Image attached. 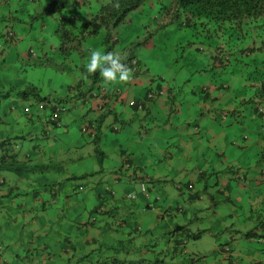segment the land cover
Returning a JSON list of instances; mask_svg holds the SVG:
<instances>
[{
  "label": "crops",
  "instance_id": "0c3cea01",
  "mask_svg": "<svg viewBox=\"0 0 264 264\" xmlns=\"http://www.w3.org/2000/svg\"><path fill=\"white\" fill-rule=\"evenodd\" d=\"M36 23L35 29L50 31L45 21ZM25 39V43L7 49L3 64L15 66L19 60L22 63L16 65L20 67L29 61L25 52L34 37L26 35ZM172 44L162 36L136 49L146 73L156 79L148 82L146 73H131L127 99L114 101L111 95L121 82H103L99 92L96 87L91 90L86 80L81 81L76 96L91 95V106L72 108L58 126L50 125L43 112L36 116L35 107L22 105L18 98L0 102V140L20 139L14 145L19 160L30 166L51 163L57 139L62 137L73 143L71 148H79L100 162L95 172L88 173L86 166L70 167L62 175L43 171L31 182L24 181L28 178L14 181L11 172L0 171V264H264V117L252 115L253 103L241 104L235 114L227 116L218 132L226 140L236 138L242 143L237 147L225 143L224 151L229 152L216 165L214 156L219 154L211 150L207 134L221 139L213 128L218 124L211 119L237 104L231 92L238 85L230 78L228 90L212 87L211 100H207L188 79L210 81L215 76L210 70L195 74L196 66H172L168 50ZM88 48H92L91 43ZM86 58H77V63H85ZM162 61L164 67L158 68ZM79 73L75 67L66 75H50L51 79L73 76L75 86ZM180 85L186 87L183 92ZM160 89L171 95L166 100L160 95L144 101L142 111L128 105L129 99L142 101L149 90ZM60 93L61 99L67 96ZM93 94L102 95L100 109H95ZM178 104L184 107L180 112L176 111ZM12 105L15 109L9 112ZM160 110L168 120L161 121ZM184 110L187 113L182 118ZM166 113L177 116L169 120L172 115ZM84 119L95 120L96 135L75 140L77 131L73 128L77 126L80 132ZM158 134L161 148L154 156ZM243 134L249 135L248 142L241 140ZM101 141L103 152L99 150ZM218 145L221 147V142ZM128 162L132 170L120 178L122 166ZM102 171L103 177L97 181L90 178L86 179L88 184L69 183L76 173L85 176ZM238 174L243 175L242 181ZM36 180L44 184L34 183ZM141 181L146 183L148 197L140 189ZM187 183H193V193L179 188ZM129 193L136 197L128 199ZM197 222L204 224L193 229ZM199 242L206 245L199 246Z\"/></svg>",
  "mask_w": 264,
  "mask_h": 264
},
{
  "label": "trees",
  "instance_id": "16d2710c",
  "mask_svg": "<svg viewBox=\"0 0 264 264\" xmlns=\"http://www.w3.org/2000/svg\"><path fill=\"white\" fill-rule=\"evenodd\" d=\"M105 1L106 5L96 8L94 3L102 5L103 0H82V3L74 0H0V61L4 62L2 58L9 47L16 48L18 44L27 41L25 39L23 42V36L25 38L27 35L28 39L34 37L31 39L33 43L28 44L25 52L29 60L27 66L24 64L19 67L21 74L25 72L28 79L18 88H8L4 94L1 92L0 98H18L22 100V105L35 107L36 116L41 112L51 115L57 106L64 109L62 114L65 115L72 108L90 105L92 96L80 97L71 94L69 99L68 96L61 99L55 91L41 94V89L34 82L39 74H66L77 67L81 75L75 88L84 80L89 82L90 89L94 88L101 81V76L98 72L87 73L84 62L77 63V58H86L90 50L89 43L92 48L94 43V47L102 51L110 50L119 54L122 60L134 69L135 75L145 74L147 70L136 55V49L141 45L153 44L157 38L165 36L173 42L168 46L172 66L177 63L179 68L196 66L195 74L210 70L215 76L210 81L194 79L192 76L188 79L196 85L198 94L208 97L207 100H211L212 87H215V90H228L231 86L227 83L228 79H235L234 83L238 87L231 92V99L237 104L222 110L219 116L226 119L227 116L235 114L239 110L238 107L244 103L257 106L261 102L264 103V0H164L158 2L160 8L153 0ZM116 3L119 7L115 6ZM144 4H147V7ZM53 16L56 18L52 19L50 31L55 20L57 27L52 33L34 28L36 22H46ZM136 20L139 21V37H134L128 43L122 42L125 38L117 36V32L126 27H134ZM172 22H175L178 28H175ZM184 28L194 29L193 36L188 37ZM20 34L23 36L18 37ZM196 37H201V40H193ZM118 46L119 53L115 51ZM15 67L11 66L14 73L18 68ZM146 77L148 82L156 79L148 72ZM247 80L257 82L259 86L253 89L248 86ZM114 89L116 90L111 94L114 101L127 99L123 89ZM98 91L102 92L100 88ZM165 91L166 89L149 90L144 96L151 93L156 97L163 95ZM250 91L253 92L251 96ZM93 96L98 104L102 105L101 96ZM213 103L214 101H211V104ZM257 106H252V115L264 117V113L260 112ZM14 109L12 105L8 111L12 112ZM89 123L94 121L89 120ZM95 135L96 129L92 132V136ZM18 140H0V171L11 172L23 179L28 177V173H43L41 169L44 165L30 166L29 162L18 159L14 147L21 142ZM238 177L240 180L244 179L241 174H238Z\"/></svg>",
  "mask_w": 264,
  "mask_h": 264
},
{
  "label": "rangeland",
  "instance_id": "374dc122",
  "mask_svg": "<svg viewBox=\"0 0 264 264\" xmlns=\"http://www.w3.org/2000/svg\"><path fill=\"white\" fill-rule=\"evenodd\" d=\"M80 1H82V0H80ZM153 1H154V4L157 5L158 2H163L164 0H153ZM166 1H169V0H166ZM106 4H107V2L105 0H103L102 5H100V3L95 2L94 6H96V8H97V7L106 5ZM144 6L147 7V4H144ZM157 7L160 8L161 6L157 5ZM85 13H86V11H84V14ZM55 18L56 17L53 16V17H49L48 19L50 21H53L52 19H55ZM54 23H55L54 27L51 29V31L49 33H52L56 29L57 21L55 20ZM171 24L175 28H178V26L176 25L175 22H172ZM134 25H135L134 27L133 26L129 27V28L126 27L122 31H118L117 32V36L120 35L121 38H125L126 40H128V42H130L136 36V33L140 30L139 21L138 20H136L134 22ZM127 29H129V30H127ZM183 30L186 31L188 37H192L193 36L194 29L192 30V29H189V28H184ZM19 36H23V35L20 34V35H18V37ZM23 40H24V36H23ZM193 40L199 41V40H201V37H196V39H193ZM44 41H46V39ZM116 50H117V48L115 47V51ZM21 63H22V61L16 60V64H21ZM16 64H15V66L18 67V68L16 70V73H14V68H11V66L15 67V66H13V64H11L9 62H6V64H3V61H0V96H2L1 92H3V94H4L5 92H7L9 90L8 88H18V84L19 83H21L22 81H26L27 74L25 72H23L21 74V72L19 71V66L16 65ZM164 64H165V61L160 62L158 68H163ZM25 66H27V65L25 64ZM50 74H53V73H50V72L44 73L43 76L41 74H39L36 77V79L34 80V82L41 89V94H44L45 92L48 93V91H55L56 93H58L60 95H61V93H60V91H61L63 94H66V90L62 91L61 89L70 88V86L73 85V80H72L73 76H62L59 79H53V78L51 79V75ZM172 81H173V79L171 78L169 80V82H172ZM103 84H104L103 83V78L101 77V81L97 84V86L99 85V86H101V88H103ZM179 88H180L179 89L180 92H183L186 89V87H183L181 85H180ZM123 89L124 90H128V87L125 86ZM166 92L167 91H165V93ZM165 93L163 94L164 96L162 97L164 100H166L168 95H171V94H167V93L165 94ZM171 93H174V90ZM181 96H184V95H181ZM10 99L11 98H9V100ZM0 100L3 101V100H5V98L4 99L0 98ZM131 100L132 99H129L128 102L131 101ZM261 104L264 105L263 102H261ZM183 108L184 107H182L180 104H178V108L176 109V111L179 110V112H180ZM187 110H188L189 113L191 112V109H187ZM155 112H157V111H155ZM184 112L187 113L186 110L183 111V114L180 113L182 118L184 117ZM2 113L3 112H0V114H2ZM166 114H171L172 115L171 118H169V120H174V118L177 116L175 113H166ZM219 114H221V113H219ZM219 114H218V117L220 119L216 115V118L213 117L211 120L213 121V123L217 122V124H218V125L214 126L213 128L216 130L215 134H219L220 135L221 141H219L218 139H213L212 137L209 136V134H207L208 143H210L211 146H213V147H211V150H213L214 154L215 153L219 154V157L214 156L215 160H216V165L220 164V157L221 156L225 157V155L229 152L228 150L224 151V149L226 148L227 144H231L233 147H237L239 144L242 143V141H240L239 139H236V138H234L232 140H226V138H223L222 134L220 132H218V131H220L222 129V125H224V121L223 120L225 119V118L222 119V116H219ZM164 115H165V112L163 110H160L159 111V116L161 117V121H165L166 119L168 120L167 116L164 119ZM172 117H174V118H172ZM106 118L108 120L110 119V117H106ZM220 124H221V127L219 126ZM118 127L120 128L119 125H118ZM74 128H73V130L77 131L75 140L80 139V137H82L83 140H87L88 139L87 135L83 134L84 135L83 136V135L80 134L78 129H76L77 126H74ZM203 133L205 134V132H203ZM101 135L103 136V126L101 127ZM159 136H160L159 134L156 135V138L154 139V141H155V150L153 149V155L154 156L156 155L157 151L161 148V144H160L161 138ZM64 138L67 139L66 136ZM83 140H81V143H82ZM241 140H243L244 142L245 141L248 142L249 141V135L248 134H243V137H242ZM79 142H80V140H79ZM218 142H221V147H219ZM225 143H226V145H225ZM56 144H57V149L55 150L54 153H52L53 156L51 157L52 159L50 160L51 163L48 162L47 164H44V166L41 169L42 171L49 172L50 174H58V173H60V175H62L63 173L68 171V169L70 167H74L75 168V167H78V166H86L88 173L95 172V170L100 168V162H97V158H94L93 156H88V155L82 154L81 149H79V148H77V149L76 148L75 149L71 148V146H72L71 144H73V143L70 142L69 139H67V141H66L65 139H63L61 137V138L57 139V143ZM170 144H171V142H170ZM252 146H253V144H252ZM99 150H101L103 152V141H101V145L99 144ZM237 152L240 153L239 150L235 151V153H237ZM95 154H97V153L95 152ZM223 161H224V159L222 160V162ZM209 164H211V163H209ZM100 175L103 177V171L102 172H98V173H94V174H91V175H85V176H80L78 173H76L74 178L69 180V183H70V185H72L73 183L74 184H81V185L82 184H88L89 182L87 183L86 179L92 178L93 181H97L101 177ZM27 176H28V174H27ZM33 176H36L35 172L30 173L29 176L27 177L28 179H25L24 181L28 180V181L31 182V180H33L32 179ZM11 177H12V179L14 181H17V180L20 179L15 174L12 175ZM48 177H51V176H49V174H48ZM64 182H66V181H63V183ZM34 183H36L38 185L44 184V183H38L37 180L34 181ZM80 193L78 192L77 195L80 196L81 195ZM203 224H204L203 222H197L193 226V229L201 228V226ZM235 240H237V239H235ZM198 245L199 246H205L206 243L199 242Z\"/></svg>",
  "mask_w": 264,
  "mask_h": 264
},
{
  "label": "clouds",
  "instance_id": "9594fccd",
  "mask_svg": "<svg viewBox=\"0 0 264 264\" xmlns=\"http://www.w3.org/2000/svg\"><path fill=\"white\" fill-rule=\"evenodd\" d=\"M74 1H76L78 3H82V1H80V0H74ZM83 1H85V0H83ZM115 6L119 7V4L116 3ZM46 23H47V27L49 28L52 21L46 20ZM128 23L126 24V26L128 25ZM126 26H122V27H126ZM84 67H85L87 73H97L98 72V74L103 78V82L106 84H114V83L121 82L118 85V87L120 89H123L125 86L128 87L127 80H129L131 78V73L135 74L134 69L133 68L131 69L128 66V64L122 60V58L119 54L114 53L113 51H110V50L109 51H102L100 48H97V47L90 48V50L88 52V56H87L86 61H85ZM60 74H64V72H62ZM125 81H126V83H125ZM247 84L249 87H251L253 89H255L259 86V84L257 82H253L252 80H247ZM95 87H96L95 89L101 88V86H99V85L98 86L95 85ZM68 89L69 88H67L66 90H68ZM101 89H103V88H101ZM78 91H79L78 88H75V86L72 85V86H70L69 93H66V95L71 96V94H74V96H76L78 94ZM126 93H127V90H124V96H126ZM93 95H95V94H93ZM100 96H102V95H100ZM80 97H83V96H80ZM153 98H155V95H151V93H150V94L144 96V100L139 101V102H137L135 100H131L128 102V105L131 107L134 106L137 110L142 111L144 109V105H143L144 101H149ZM100 108H101V104H98V102H97L95 104V109H100ZM257 108L260 112L264 113V105L258 104ZM62 116H64V115L61 113L58 119L51 120V115H47V121L52 126H58V125H60V119ZM89 120H92V119H84L83 120L82 127L80 128V132L84 135H90L93 138L94 136H92V132L95 131L96 125H95V122L92 124L89 123ZM84 128H88L89 130L83 131ZM117 128H118L117 126L115 128L113 127V129H115V130ZM126 164L130 165L129 162L123 164V166H122L123 170L119 174L120 178L126 177L127 176L126 172L132 170L131 167H130V169H125L124 166ZM140 183H144L146 186V183L144 181H141ZM188 184H192V186H193V183H187V184H180L179 188H184L185 189L184 191H186V192L189 191V192L193 193V188H192V190L187 189ZM139 186H140V184H139ZM140 189H141V187H140ZM143 193L146 197H148L147 191H145V192L143 191ZM129 194L134 195V198L136 197L135 194H133V193H129ZM129 194H127V195H129ZM127 195H126V197L128 198ZM134 198H132V199H134ZM158 198L159 197H157L156 199H158ZM128 199H130V198H128ZM101 210H103V208H99V211H101ZM179 210H181V209H179ZM226 248H227V250H225V251L228 252L229 248L225 247L224 249H226Z\"/></svg>",
  "mask_w": 264,
  "mask_h": 264
},
{
  "label": "built area",
  "instance_id": "2783aa9c",
  "mask_svg": "<svg viewBox=\"0 0 264 264\" xmlns=\"http://www.w3.org/2000/svg\"><path fill=\"white\" fill-rule=\"evenodd\" d=\"M63 108L62 107H57L56 109H55V111L54 112H52L51 113V120H56V119H58L59 118V116H60V114L63 112ZM86 130H89L88 128H84L83 129V131H86ZM125 169H130V165H128V164H126L125 166ZM140 187H141V190L142 191H146V186H145V184L144 183H140ZM192 188H193V186H192V184H188L187 185V189L188 190H192ZM128 196V198H130V199H132V198H134V195H132V194H129V195H127ZM225 250H227V248L225 249Z\"/></svg>",
  "mask_w": 264,
  "mask_h": 264
}]
</instances>
